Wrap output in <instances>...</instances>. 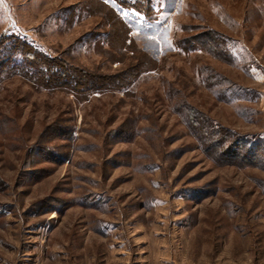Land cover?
Wrapping results in <instances>:
<instances>
[{"label": "rangeland", "instance_id": "1", "mask_svg": "<svg viewBox=\"0 0 264 264\" xmlns=\"http://www.w3.org/2000/svg\"><path fill=\"white\" fill-rule=\"evenodd\" d=\"M149 1L0 0L104 84L0 74V264H264V0Z\"/></svg>", "mask_w": 264, "mask_h": 264}, {"label": "trees", "instance_id": "2", "mask_svg": "<svg viewBox=\"0 0 264 264\" xmlns=\"http://www.w3.org/2000/svg\"><path fill=\"white\" fill-rule=\"evenodd\" d=\"M116 1L120 5L142 15L145 21L151 22L155 19V13L153 12V8L149 0ZM109 12L113 14L119 24L124 28L125 25L123 24L120 17H118L113 11L109 10ZM55 62L56 61L48 58L43 53L38 51L30 43L25 42L24 40H20L15 36H4L0 39L1 75L7 74V72L11 71H19V73H22L26 77H29L30 79H36L41 82L43 81L47 85L65 84L68 86H72V89L74 90L83 88V91H88L89 93L99 92L104 86V84H102L101 82L94 80H86V83L83 84L80 81H83L85 79L79 78L77 74H72L71 70H69L67 67H64L62 65L57 67ZM83 75L86 76V74ZM198 122V120L194 121V123L199 125ZM209 142L210 150L216 153L217 147L214 146L216 141ZM213 148L215 149L213 150ZM219 150L220 148L218 147L217 151Z\"/></svg>", "mask_w": 264, "mask_h": 264}]
</instances>
